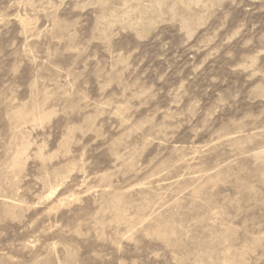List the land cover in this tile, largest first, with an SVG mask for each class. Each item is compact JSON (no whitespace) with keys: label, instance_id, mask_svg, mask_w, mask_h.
<instances>
[{"label":"rangeland","instance_id":"rangeland-1","mask_svg":"<svg viewBox=\"0 0 264 264\" xmlns=\"http://www.w3.org/2000/svg\"><path fill=\"white\" fill-rule=\"evenodd\" d=\"M0 264H264V0H0Z\"/></svg>","mask_w":264,"mask_h":264}]
</instances>
